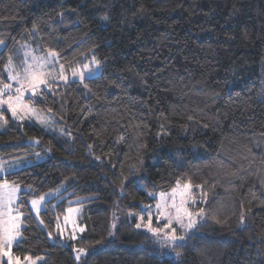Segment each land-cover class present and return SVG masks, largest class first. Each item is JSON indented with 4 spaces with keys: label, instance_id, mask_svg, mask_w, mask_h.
Masks as SVG:
<instances>
[{
    "label": "trees",
    "instance_id": "trees-1",
    "mask_svg": "<svg viewBox=\"0 0 264 264\" xmlns=\"http://www.w3.org/2000/svg\"><path fill=\"white\" fill-rule=\"evenodd\" d=\"M0 39V81L8 83L9 54L15 63L25 49L56 50L67 73L95 54L102 72L87 88L49 83L51 91L30 99L51 116L50 127L3 111L0 161L27 154L33 139L51 151L1 179L29 188L18 201L15 257L76 264L73 247L99 246L82 264H264V0H0ZM177 180L208 196L204 226L173 261L153 253L129 216ZM61 186L88 197L85 231L67 245L47 236H55L65 200L46 204L42 227L27 205Z\"/></svg>",
    "mask_w": 264,
    "mask_h": 264
},
{
    "label": "snow or ice",
    "instance_id": "snow-or-ice-1",
    "mask_svg": "<svg viewBox=\"0 0 264 264\" xmlns=\"http://www.w3.org/2000/svg\"><path fill=\"white\" fill-rule=\"evenodd\" d=\"M60 15H62V13ZM103 19L107 20L108 17L104 16ZM31 31H38L37 26L33 25ZM0 46H6L3 39H0ZM45 51L47 52L46 57L33 55L30 50H26L23 59L24 66L20 71H16L13 68V56L11 53L9 54L8 63L6 65V71H8L6 79L13 83L0 81V110L6 108V110L11 113L13 119L23 120L25 115L35 113V109L30 107L32 103L31 100H25L26 93H31L32 97H36L37 95H43V91L38 92V90L47 89L51 91L49 78H58L65 84L68 83V77L65 74V65L59 63L58 60L59 53L51 48ZM89 51L94 52V49H89ZM80 55L83 56L85 53L82 52ZM58 63L59 67L57 70L55 66ZM71 72L72 77L78 78L79 82L87 88L88 85L85 83L87 78L102 75L101 61L93 54L89 63H84L79 68L73 67ZM14 84L16 85L15 87ZM189 119H191V117H189ZM0 122L3 124L8 123L2 111H0ZM37 155L39 154L37 153ZM16 159L20 160L21 158L17 157ZM96 159L100 158L96 157ZM2 171H5V169L3 164L0 163V172ZM193 187L191 181H186L182 184L180 180H177L175 187H173L170 192H159V198L157 199L155 207L157 223L159 224V221L163 220L164 224L162 226H152L151 211L147 213L146 223H144L145 216L140 215L138 218L140 222L135 225L137 229L143 226L147 232L151 233L155 242L162 243L163 247L171 249L176 257L182 255L181 251H178V249L186 248L188 242L196 237L199 228L204 226L200 221L205 219L206 210L203 207H198L197 197L193 192ZM195 188L201 189L200 202L206 203L208 196L207 191H204L203 186L199 184L195 185ZM19 192L20 186L18 184H10L8 180L0 182V254L5 256H9L13 241L22 237L20 229L23 223L21 219L23 213L20 211L21 205L16 203ZM149 195L155 196L156 194L149 193ZM44 201L45 196L43 195L31 201L32 208L37 212V215H39L40 205ZM71 211L72 209L70 208L69 212ZM240 219L243 224V212H241ZM41 223H43V221H41ZM114 227L115 224H113V228ZM57 228H59V224ZM81 231H83V229H81ZM49 236L51 238V234H49ZM75 238L73 234L72 239ZM75 251L78 253L76 256L77 261L81 259V256L86 254L83 248L76 249ZM25 259L31 260L32 258L25 257ZM9 264H13L10 256ZM15 264H21L19 257L16 258Z\"/></svg>",
    "mask_w": 264,
    "mask_h": 264
},
{
    "label": "rangeland",
    "instance_id": "rangeland-1",
    "mask_svg": "<svg viewBox=\"0 0 264 264\" xmlns=\"http://www.w3.org/2000/svg\"><path fill=\"white\" fill-rule=\"evenodd\" d=\"M26 50H30L32 52V54L36 55V56H45V57L47 56V54L39 55V54H36L31 49H25L22 52L21 57L18 60H15L16 62H19V63H16V62L14 63L13 62V68L16 71H20L23 68V66H24L23 65V59H24V52ZM55 67L58 70L59 64H56ZM65 74L68 77V81L79 82L78 78H73L72 77V72H69V73L66 72ZM5 75H6V77L8 76V71H6V70H5ZM7 81H8V83H13L12 81H9V80H7ZM62 82L63 81L59 80L58 78H55V79L49 78V83H62ZM15 86L16 85L14 84V87ZM39 91H41V90H38V92ZM38 96L39 95H37L36 97H32L31 93H26L25 94V100L34 99V98H37ZM30 107L35 109V113L34 114L30 113V114L25 115V118L23 120L13 119L12 116H11V113L8 112L6 110V108L2 109L0 111H2V113H3V111H5L9 115L11 121L22 122V123H33V124H37V125L42 126V127H47V126L50 127V126H52V118H51L50 115L44 114L42 112H39L32 105H30ZM4 117H5V115H4ZM5 119H6V117H5ZM5 126H6V124H3L2 122H0V130L4 129ZM52 131L56 134V136H62V137L68 136V133L65 131V129L63 127H58V126L54 127L53 126ZM30 150L31 151H29L27 154L19 156L21 158L20 160H17L16 159L17 157H16V158H13V159H10V160H2V161H0V163L3 164V167L5 169V171L0 172V182H2L1 179H3L5 175L13 173V172H16V171L21 170L23 168L31 167V166L36 165L38 163L45 162L51 156L50 148L45 146V145H43L42 149H40V150H37V148H32V147H30ZM37 153L39 155H37ZM28 190H29V188H24V187L20 186V192L18 193V199H17V202H16L17 204H18V201L20 200V193L22 191H28ZM170 191L171 190H169L168 192H170ZM70 194H71L70 191L65 192V187L64 186H61L60 188H58L56 190H52V191H49V192H46V193L42 194L43 196H45V201L40 205L39 214H40L41 211L46 209V207H47L46 204L48 202H50V201H52L51 206H53L54 204H56V203H58V202H60L62 200H65V202L69 205L66 208V210H65V214L60 218L59 222L57 223V225L59 224V228L56 227L55 236L51 235V238H50V236H49L50 233L47 234L49 240L52 241V242L57 241L56 240V238H57L62 243L67 245L69 242L75 241L85 231V226L80 223V219H81L82 212H83V205L81 203L86 201L88 199V197L72 198V197H70ZM158 194L159 193H156L155 196H150L151 198L154 199L153 204H151V205L150 204L143 205L142 208H141V211L139 212L138 215L135 216V215L131 214L129 216V220L132 222V224L134 226L138 222H140L139 219H138L140 215H144L145 216L144 223H146L147 222V213L150 212V211L152 212V226L153 227L162 226L164 224L163 220H160L159 224L157 223L156 207L155 206H156L157 199L159 198ZM200 196H201V193L198 192L196 194L198 207H202V205L204 204V203L200 202ZM33 199H38V197L37 198L28 199L27 205H28V208H29L31 214L35 218V220L38 222L40 227H42L43 225L40 222L39 215H37V212L32 208L31 201ZM70 208L72 209L71 212H69ZM21 219H22V217H21ZM202 221H200V223ZM113 224H115L114 228H113ZM22 227H23V224L21 225V228ZM116 228H117V220L115 219V220H113V222L111 224V227H110V234L111 235L115 232ZM81 229H83V231H81ZM140 230L146 232L149 235L150 239L153 240V247H152L153 253H156L160 257L170 258L173 261H177L178 260L179 257H176L175 253L171 249L163 247L162 243L155 242V240L152 237L151 233L147 232V230L143 226L140 228ZM178 232H179V230H178ZM73 234L76 237L75 239H72V235ZM20 239L21 238H18L16 241H13L12 247H11V249L9 251V256L12 258L13 264H15V260H16L17 257H15L13 255L12 248ZM98 248H99V246H97L96 248H93V249H84L86 254L81 256V259L79 261H77L76 260V256H77L78 253H77V251H75L77 248L73 247L72 250H73V257H74L75 263L76 264H82L83 258L85 256H87L88 254H90L93 250H96ZM9 256H5L3 254H0V261L2 260L5 264H9ZM40 261H41V257L32 258L31 260H26L25 258L24 259H20L21 264H33V262H34V264H38Z\"/></svg>",
    "mask_w": 264,
    "mask_h": 264
},
{
    "label": "water",
    "instance_id": "water-1",
    "mask_svg": "<svg viewBox=\"0 0 264 264\" xmlns=\"http://www.w3.org/2000/svg\"><path fill=\"white\" fill-rule=\"evenodd\" d=\"M37 141L38 140H30V141H28L27 143H25V147H28V148H30V147H32V148H37L38 146H39V141H38V143H37Z\"/></svg>",
    "mask_w": 264,
    "mask_h": 264
}]
</instances>
